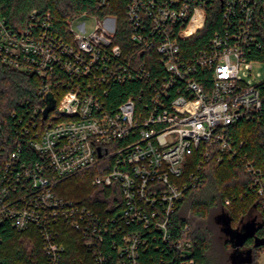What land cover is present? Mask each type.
I'll return each mask as SVG.
<instances>
[{
    "label": "built area",
    "instance_id": "1",
    "mask_svg": "<svg viewBox=\"0 0 264 264\" xmlns=\"http://www.w3.org/2000/svg\"><path fill=\"white\" fill-rule=\"evenodd\" d=\"M217 3L220 28L186 44ZM258 5L126 0L124 47L113 15L82 14L63 31L49 13L33 11L18 30L0 17V64L39 80L38 104L18 118L0 172V248L11 231L34 240L33 264H193L189 226H176L173 215L206 166L224 159L240 164L264 207V172L232 134L239 123H264V82L246 80L261 62ZM48 94L55 106L43 119ZM88 171L92 185L118 191L116 214L60 195L63 181ZM70 237L78 238L75 258Z\"/></svg>",
    "mask_w": 264,
    "mask_h": 264
},
{
    "label": "trees",
    "instance_id": "2",
    "mask_svg": "<svg viewBox=\"0 0 264 264\" xmlns=\"http://www.w3.org/2000/svg\"><path fill=\"white\" fill-rule=\"evenodd\" d=\"M259 5L254 8V19H264V11ZM126 0H113L105 7H97L96 0H0V17L13 30L25 27L30 22V14L51 15L59 31L64 23L82 14L116 16L118 29L116 42L126 46L128 28L125 23ZM223 7L220 3L208 8L204 28L185 43L191 46L207 42L221 26ZM262 42V49L256 58L264 63V23L259 21L255 28ZM254 58V57H253ZM39 80L31 74L0 64V172L4 160L14 149L17 141L16 122L31 113L38 104L37 89ZM264 89V88H263ZM47 105V104H46ZM236 140L247 143V153L255 165L264 172V123L242 122L232 128ZM94 171H88L63 181L60 195L80 202L100 215H114L119 209L120 198L115 187L105 188L92 185ZM251 178L245 174L237 161L224 159L221 163L211 162L206 166L201 186L185 192L178 203L173 220L176 226L188 224L193 243V264H206L208 254L216 242L232 252L229 239L221 240L223 232L216 221L221 214L229 219L231 229H240L253 217L258 225L255 236L264 239V207L261 198L251 189ZM228 200L229 204H225ZM0 248V264H31V255L19 243L17 233L6 231ZM77 237L66 240L69 257L77 255ZM229 247V248H228ZM264 246L254 247L253 239L243 245L251 249V261L242 264H255L256 253ZM34 250V249H33ZM229 253V254H230ZM224 261V259H223ZM222 261V264H223ZM147 264V262H145ZM151 264V263H149ZM227 264V262L225 263Z\"/></svg>",
    "mask_w": 264,
    "mask_h": 264
},
{
    "label": "water",
    "instance_id": "3",
    "mask_svg": "<svg viewBox=\"0 0 264 264\" xmlns=\"http://www.w3.org/2000/svg\"><path fill=\"white\" fill-rule=\"evenodd\" d=\"M46 104L47 105L42 112L43 119L47 117L48 113L52 111L55 106V100L51 94L47 95ZM216 221L221 225V231L223 234L228 236L229 242L233 248L232 252L230 253L232 264H234V259L240 257L243 252L244 256L242 257L244 259L240 264L251 261V249L244 251L241 250L248 239H253L254 247L264 246V239H260L255 236L258 228L255 217L244 223L240 229H231L229 225V219L224 214L219 215Z\"/></svg>",
    "mask_w": 264,
    "mask_h": 264
},
{
    "label": "rangeland",
    "instance_id": "4",
    "mask_svg": "<svg viewBox=\"0 0 264 264\" xmlns=\"http://www.w3.org/2000/svg\"><path fill=\"white\" fill-rule=\"evenodd\" d=\"M86 21V25L88 27V29L91 28L92 25V20H85ZM244 70V69H243ZM246 80L249 81L251 84H259L264 82V63L262 62H257L254 61L252 63V67H251V76L250 77H246ZM59 192L62 191V187H60L59 185ZM223 238L221 240H218L220 242H223L225 239L228 238V236H225L223 234ZM19 243L21 244V246H23L26 250V252H30V250H33V248H35L34 246V240L32 238H27L25 236L20 237L19 239ZM219 242H216V246H214V249L208 254V258L206 261V264H225L227 262V264H232V260L230 259V248L229 250L224 248L222 250V246H220L218 244ZM243 254H241L240 257L235 258L234 259V264H240L241 261L244 259ZM255 264H264V247L261 248L255 255ZM31 264L34 263V255H31Z\"/></svg>",
    "mask_w": 264,
    "mask_h": 264
},
{
    "label": "flooded vegetation",
    "instance_id": "5",
    "mask_svg": "<svg viewBox=\"0 0 264 264\" xmlns=\"http://www.w3.org/2000/svg\"><path fill=\"white\" fill-rule=\"evenodd\" d=\"M241 250H242V251H244V249H243V248H241ZM243 256H244V252H243Z\"/></svg>",
    "mask_w": 264,
    "mask_h": 264
}]
</instances>
